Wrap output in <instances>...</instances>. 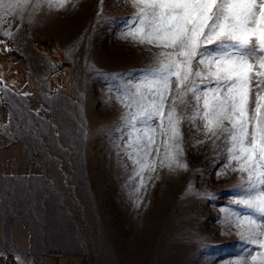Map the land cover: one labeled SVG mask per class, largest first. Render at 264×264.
Wrapping results in <instances>:
<instances>
[{"label": "rangeland", "instance_id": "rangeland-1", "mask_svg": "<svg viewBox=\"0 0 264 264\" xmlns=\"http://www.w3.org/2000/svg\"><path fill=\"white\" fill-rule=\"evenodd\" d=\"M132 14L120 0H32L0 21V264H229L256 247L235 234L247 220L223 231L252 213L233 203L243 174L211 133L181 125L188 170L175 172L157 135L143 187L118 147L122 97L153 63L122 36Z\"/></svg>", "mask_w": 264, "mask_h": 264}, {"label": "snow or ice", "instance_id": "snow-or-ice-1", "mask_svg": "<svg viewBox=\"0 0 264 264\" xmlns=\"http://www.w3.org/2000/svg\"><path fill=\"white\" fill-rule=\"evenodd\" d=\"M120 3L133 9L123 38L145 46L153 63L127 99L122 97L126 111L117 125L123 141L118 147L143 187L144 172H156V158L149 157L160 155V147H154L157 135L165 137L159 165L175 172L188 170L178 159L184 154L181 125L211 133L231 170L243 174L235 193L240 199L233 203L252 213H231L235 220L230 218L223 230L231 234L247 220V228L235 234L256 246L229 264H248L249 258L255 264L257 257L264 258V251H256L264 249V0ZM31 4L0 0V21L26 14Z\"/></svg>", "mask_w": 264, "mask_h": 264}, {"label": "crops", "instance_id": "crops-1", "mask_svg": "<svg viewBox=\"0 0 264 264\" xmlns=\"http://www.w3.org/2000/svg\"><path fill=\"white\" fill-rule=\"evenodd\" d=\"M0 232H1V230H0Z\"/></svg>", "mask_w": 264, "mask_h": 264}]
</instances>
